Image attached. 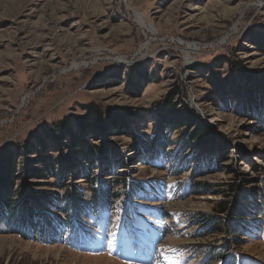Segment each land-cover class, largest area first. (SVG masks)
I'll list each match as a JSON object with an SVG mask.
<instances>
[{
    "label": "rangeland",
    "instance_id": "1",
    "mask_svg": "<svg viewBox=\"0 0 264 264\" xmlns=\"http://www.w3.org/2000/svg\"><path fill=\"white\" fill-rule=\"evenodd\" d=\"M243 87H264V0H0V264H264V94ZM237 194L254 223L214 215Z\"/></svg>",
    "mask_w": 264,
    "mask_h": 264
},
{
    "label": "trees",
    "instance_id": "2",
    "mask_svg": "<svg viewBox=\"0 0 264 264\" xmlns=\"http://www.w3.org/2000/svg\"><path fill=\"white\" fill-rule=\"evenodd\" d=\"M240 72V71H239ZM250 75V74H249ZM248 75V79H251L252 78V76L253 75H251V76H249ZM239 76H241V77H246V76H244V75H241V74H239ZM242 89H244L245 90V88L243 87ZM244 90H242V91H244ZM259 90V91H258ZM237 91V90H236ZM235 91V92H236ZM258 91V92H257ZM257 91H256V88H254V90H252V89H248L247 91L245 90V93L244 94H240V91H238L237 93H236V95H237V97H238V99L240 100V103L241 104H244V103H250L251 102V105H248L247 107L248 108H251V107H255L256 105H258L257 103H259V100H261V98H262V96H263V94H264V87L263 88H260V89H257ZM254 99V100H253ZM253 100V101H252ZM247 103V104H248ZM253 104V105H252ZM255 105V106H254ZM261 107V106H260ZM184 109H185V111H184V114H183V116H184V118H181V119H183V121H184V124L183 123H181V125H185V123H188L189 121H194V122H196V125H199V127L195 130V131H197L196 133L197 134H195L196 136H197V138L199 139V140H201V138L202 137H207L208 139H209V137H208V135L211 133L210 132V130H208V129H205V127L203 126V125H200V118L198 117V116H196L193 112H191V111H188V109L186 108V107H183ZM102 125V124H101ZM102 126H100V128H101ZM203 134V135H202ZM189 137V136H188ZM215 141H217V143L218 142H221L220 141V139L218 140V139H214ZM204 141H207L206 139L204 140ZM79 149H80V151H82L83 153H85V151L86 150H88V151H90L91 153H92V155H93V158H94V156H95V154H94V152H96V150H95V148L94 147H92V145H89V144H87V145H85V144H83V146L82 147H78ZM87 155H89V152H88V154ZM87 155L85 156V158L87 157ZM11 159L12 158H10L9 156H5L4 158H2V162L4 163V164H9L10 162H11ZM9 181L8 180H6L5 178H3V175L0 173V198H3V195L4 196H6V195H8L7 197H11V194H12V192H9V189L7 188L8 187V185H9V183H8ZM241 183H242V181L240 182V185H241ZM204 187H207L206 185H203ZM243 186H244V183H243V185L241 186V187H239L240 189H242L243 188ZM72 188V187H71ZM232 189V188H231ZM239 189V190H240ZM77 191V190H76ZM239 192H241V191H239ZM91 192H90V190H89V194H90ZM251 196L252 195H248V194H246V196H245V194H237L235 197H234V199H236V203L233 205L234 207H233V209H232V211L230 212V211H226L225 210V208L222 206V205H220V204H218L217 205V207H216V210L214 211V215L215 216H217L218 214H220V213H225V215H226V213H227V215H226V217L227 218H229L228 220H232L233 218H234V216H235V214H234V216L232 215L235 211L236 212H239V213H245V217H244V219H243V221H246L247 223H248V225H250L249 224V222L252 224V223H254V222H252L253 220H251V219H254V217L252 216L253 214V212L251 211V210H248V208H247V205H249L250 203H249V199L251 198ZM6 201H7V203H11L10 201H12V200H10L11 198H4ZM37 199L39 200V197H37L35 200L37 201ZM53 201H55V202H57V199H54V198H49L48 199V203H50V204H54V202ZM101 203V202H100ZM11 204H8V206H10ZM24 206H25V203H23L22 204V207L20 208V206H19V208L17 207V208H15L14 210H10V212L11 213H13L12 215H11V217L15 214V213H17V215H21V217L19 218V221H22V227L25 225V226H27L28 227V229H27V231H28V233L30 232V235L33 237L34 236V234L32 233V231H31V229H30V227L32 226V223H30L29 224V226H28V222L27 223H25V220H26V216L25 215H23V213L24 212H22V214H20L19 213V210L20 211H22V209L24 208ZM237 208H239V209H237ZM30 211L31 210H29L28 212L30 213ZM85 209H84V213H85ZM1 212V211H0ZM235 212V213H236ZM10 215V214H9ZM8 215V216H9ZM27 215V214H26ZM233 216V217H232ZM87 217V216H86ZM250 219V220H249ZM85 220V219H84ZM228 220L227 221H225V224L221 221L220 222V224L222 225V228L224 229V227H226L224 230H225V233H228L229 235H230V237H231V239H230V241L229 240H226L225 241V244H224V246L225 247H227L228 249H230L231 247H233V248H236L237 247V240H236V237H240L241 236V233L240 232H238L237 230H235L236 229V227L237 226H235V227H233L234 226V224H232V226H231V224L230 225H227V222H228ZM0 221H3L2 220V218H1V214H0ZM260 223V222H259ZM257 224V223H256ZM54 225H58L56 222L55 223H52V226L54 227ZM259 225V224H258ZM80 226V220H74L71 224H70V226L69 227H67V228H71V230L73 229V228H78ZM252 226V225H251ZM81 227V226H80ZM259 229V228H258ZM21 230H25V229H23V228H21ZM71 230H69L68 229V231L67 232H72ZM60 230L57 228V230H56V232L58 233ZM55 231H54V233H53V235H52V237H55V233H56ZM219 232H222V230L220 229L219 230ZM219 232L217 231V234H219ZM57 233H56V235H57ZM251 237H253V236H251ZM247 241H249L250 239H246ZM223 247V246H222ZM238 248V247H237ZM210 252L211 253H209V255H212L214 252H215V250H210ZM224 253L223 252H219V253H217L216 255H215V259L213 260V261H215L216 263H224V264H227L226 263V260H225V256L223 255ZM208 255V256H209ZM212 257V256H211ZM247 258H243V257H241V259L240 260H238V262H239V264H242V263H244V261L246 260ZM234 261V260H233ZM232 261V263L231 264H233L234 262ZM246 262V261H245Z\"/></svg>",
    "mask_w": 264,
    "mask_h": 264
},
{
    "label": "bare ground",
    "instance_id": "3",
    "mask_svg": "<svg viewBox=\"0 0 264 264\" xmlns=\"http://www.w3.org/2000/svg\"><path fill=\"white\" fill-rule=\"evenodd\" d=\"M136 17H137V19H138V21L140 22V23H142L143 24V20H142V18L140 17V15L139 14H136ZM141 24V25H142ZM144 25V24H143ZM142 25V26H143ZM224 41V39H222V42ZM146 47V44L142 47V48H145ZM190 51V50H189ZM192 52H196L197 51V48L196 47H194L192 50H191ZM189 57V56H188ZM187 57V58H188ZM120 62V61H119ZM78 68V66L77 65H73V69H77Z\"/></svg>",
    "mask_w": 264,
    "mask_h": 264
}]
</instances>
